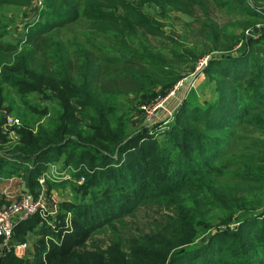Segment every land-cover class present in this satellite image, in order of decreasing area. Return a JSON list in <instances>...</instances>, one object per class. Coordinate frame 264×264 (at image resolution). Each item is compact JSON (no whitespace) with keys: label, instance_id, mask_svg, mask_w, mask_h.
I'll use <instances>...</instances> for the list:
<instances>
[{"label":"trees","instance_id":"16d2710c","mask_svg":"<svg viewBox=\"0 0 264 264\" xmlns=\"http://www.w3.org/2000/svg\"><path fill=\"white\" fill-rule=\"evenodd\" d=\"M233 1L168 0L201 24L200 39L221 51L204 70L214 89L205 104L188 101L197 89L190 91L167 143L145 141L128 155L131 142L143 138L129 141L113 96L151 102L159 89L165 96L183 78L165 65L164 54L142 42L164 34L136 6L146 2L167 11L170 5L44 0L45 18L28 26L23 49L0 44V84L20 91L21 78L30 85L40 76L60 86L68 109L71 99L80 109L71 117L57 112L35 135L19 133L14 146L2 134L1 113L0 154H14L0 155V174L24 172L19 176L37 198L47 163L65 151L66 164L92 168L82 170L88 191L91 184L99 189L71 212L69 227L61 222L55 231L42 228L32 257L12 254L0 264H264V38L232 53L236 36L215 29L210 10L212 3L234 10ZM230 12L241 16L240 10ZM115 42L122 50L114 49ZM84 147L90 151L77 154ZM52 183L47 180V190ZM147 204L168 214L153 231L136 232L124 217ZM38 217L16 228L18 241L32 236ZM234 221L236 228L221 230ZM105 231L112 239L99 240Z\"/></svg>","mask_w":264,"mask_h":264},{"label":"rangeland","instance_id":"374dc122","mask_svg":"<svg viewBox=\"0 0 264 264\" xmlns=\"http://www.w3.org/2000/svg\"><path fill=\"white\" fill-rule=\"evenodd\" d=\"M162 1L170 5L172 9L164 11L146 2H139L137 4L136 8L139 11L141 10L150 21H155L156 27L164 34L162 37L149 36L147 39L141 38V40L144 44H148L153 48L152 51L154 53L159 55L164 54L162 61L165 62V65L170 69L179 71L183 75V78L179 81L181 85L175 91V94H177L167 100L163 107L154 113L151 119H147L148 115L141 110L142 107L158 104V102L164 100L174 90L176 85L165 96L162 94V90L159 89L151 102L141 101L139 96H113L111 102L119 109L118 117L121 116L126 123L129 141L131 142L132 139L138 137L143 138L141 141L134 140L131 142V145L135 148L134 150L127 149L125 151L126 155L137 150L139 147H144L143 142L145 141H152L158 143L160 146L167 143L166 134L176 120V113L187 100L190 91L197 89V92L188 101L196 104H205L206 101L211 99L214 89L212 80L207 79L208 76L206 77L205 75V69L201 74V72H196V68L200 60L209 58V64L214 56L221 55V51L215 49L205 40L200 39L201 37H198L197 32L201 29V24H198L195 19L182 13L177 4H169L168 0ZM233 3L232 7L234 10L228 9L224 3L217 5L212 3L215 7L212 6L210 11L211 13L214 11L211 18L214 21L215 29L226 31L236 36V48L232 52L236 55L244 53L252 43L264 38V19L255 16L264 15V0H234ZM244 5L248 6L249 12H247V8L243 9ZM43 9L37 16L35 14L36 5L33 0H7L4 4L0 5V44L12 46L16 51H21L25 44L28 26H32L34 25L33 23L42 21L45 18L41 19ZM235 10H240L241 16L230 12ZM122 48L123 44L121 42L114 43L115 50L119 51ZM194 66L195 71L191 72ZM33 81L29 85L28 78H21L20 91L12 89L6 84H0V105H2L0 115L2 113L4 116L7 113L21 121V126L15 128L16 138L13 142H17L20 139L18 134H21V132L35 135L41 126L55 120L56 114L59 111L71 117L72 113L75 116L73 109L80 110L78 101L74 99H71L69 102L72 108L68 109L66 107L67 102L63 99L62 90L56 83L44 80L40 76L34 78ZM3 116L2 118H4ZM78 116L82 117V115ZM82 151L88 152L90 148L84 147L76 150L77 154H80ZM9 154H14V150L6 149L0 155ZM95 154H93V157ZM64 157L65 151H62L55 160L50 159L47 163V170L44 174L51 177L53 186L51 189L48 188V210L41 213L37 221L33 222L34 232L32 236L25 239V241L33 245L36 241L42 239L40 233L42 228L55 231L58 229V226L62 225L61 222H65V225L66 223H70L72 211L76 209V206L81 205L85 199L92 196L96 197L98 194L99 189L94 184L90 185L91 188L88 191L87 182L85 181L86 176L82 174V170L91 172L92 168L88 166L87 169L84 167L85 164H81L79 167L66 164ZM87 157L89 156L87 155ZM14 162H17V160H14ZM32 165V163H27L26 167L30 168ZM1 172L4 174H0V195L6 189H9L13 194H20L24 182L19 175H24V172L21 174ZM116 191L118 192V190ZM53 198L60 201L57 209L53 206ZM135 207L133 206L131 210ZM51 211L58 212V219L50 215ZM166 214H168L167 211L147 204L137 207L132 213L125 216L123 221L128 223L129 227L138 228V231L135 229L134 231L147 233L153 231L157 221ZM237 226V222L234 221L221 230H231ZM215 232L213 231V233ZM112 236L113 234L110 231H105L103 235L98 236V239L109 240L112 239ZM202 240L206 241V237L202 238ZM30 257L32 255H29Z\"/></svg>","mask_w":264,"mask_h":264},{"label":"built area","instance_id":"2783aa9c","mask_svg":"<svg viewBox=\"0 0 264 264\" xmlns=\"http://www.w3.org/2000/svg\"><path fill=\"white\" fill-rule=\"evenodd\" d=\"M36 5L35 14L39 15V12L44 7V0H33ZM209 58H204L200 60L197 65L196 72H203L205 67L208 65ZM181 82L176 84L174 90H172L164 100L158 102V104H151L148 106H143L142 111L148 115L147 119H151L154 113L163 107L164 103L170 98L174 97L175 91ZM183 86V85H182ZM4 133L9 136L15 134V128L21 126L20 119L5 113L4 114ZM47 180H51V177L47 174L42 175L39 178V184L41 186V191L37 198H34L28 190V193L24 191L25 186H22L20 194H13L9 189H6L0 195V263L8 256L14 255L19 259H24L29 257L31 251V243L24 241L20 242L16 238V228L22 223L31 220L36 215H41V213L48 210L49 201H47ZM27 190V189H26ZM53 206L55 209L59 206V199H52ZM51 216L58 219V212H50ZM70 223H66V227H69Z\"/></svg>","mask_w":264,"mask_h":264},{"label":"crops","instance_id":"0c3cea01","mask_svg":"<svg viewBox=\"0 0 264 264\" xmlns=\"http://www.w3.org/2000/svg\"><path fill=\"white\" fill-rule=\"evenodd\" d=\"M2 134H3V136L7 139V141H8V143L10 144V145H15L17 142L15 141V142H13V140H15V134L14 135H10L9 134V136L8 135H6L5 133H4V125H3V127H2ZM33 249V244H31V251H30V253H29V255L31 256H33L34 255V251L32 250Z\"/></svg>","mask_w":264,"mask_h":264},{"label":"water","instance_id":"95a60500","mask_svg":"<svg viewBox=\"0 0 264 264\" xmlns=\"http://www.w3.org/2000/svg\"><path fill=\"white\" fill-rule=\"evenodd\" d=\"M24 191H25L26 193H28V190L24 189Z\"/></svg>","mask_w":264,"mask_h":264}]
</instances>
